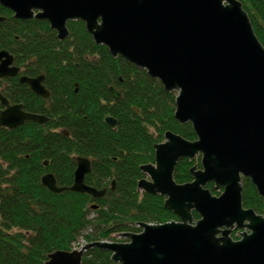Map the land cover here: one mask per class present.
<instances>
[{
    "label": "water",
    "instance_id": "1",
    "mask_svg": "<svg viewBox=\"0 0 264 264\" xmlns=\"http://www.w3.org/2000/svg\"><path fill=\"white\" fill-rule=\"evenodd\" d=\"M17 20L46 21L59 41L69 36L68 21L83 22L96 46L107 49L147 76L165 92H175L173 118L190 124L195 140L171 131L153 146L154 164L139 167L147 178L137 190L164 198L163 207L179 221L139 223V233H121L127 242L98 241L79 250L56 251L45 264H81L83 254L105 250L113 264H264V215L242 205L241 177L264 200V48L238 0H0ZM4 18H0L3 21ZM14 57L0 51V79L15 78ZM43 75L19 76L37 97L46 99ZM115 101L120 91L110 87ZM0 127L15 129L46 118L23 111L0 94ZM115 127V120L105 118ZM200 156L190 169L192 181L177 184L180 159ZM72 186L58 187L52 174L40 183L50 193L73 192L104 197L84 183L87 158L75 157ZM47 163L44 162V166ZM213 183V196L206 188ZM114 189L112 182L111 190ZM192 213L199 219L194 221ZM232 230L238 240L230 237Z\"/></svg>",
    "mask_w": 264,
    "mask_h": 264
},
{
    "label": "trees",
    "instance_id": "2",
    "mask_svg": "<svg viewBox=\"0 0 264 264\" xmlns=\"http://www.w3.org/2000/svg\"><path fill=\"white\" fill-rule=\"evenodd\" d=\"M238 1L264 48V0ZM11 15L0 6V51L13 55L22 75H43L50 97L34 96L16 78L0 80V94L11 105L47 119L42 125L0 127V264H45L48 255L69 252L80 240L113 241V235L140 232L139 223L176 219L164 209L162 197L137 191L143 177L139 167L154 162L153 146L163 141L166 131L189 141L196 138L190 124L180 125L173 118L176 94L96 46L82 22H69V36L59 41L47 22ZM110 87L120 91L119 100L112 98ZM106 117L115 120L114 128L106 125ZM75 157L91 161L84 183L105 189L104 197L53 194L41 185V177L49 173L58 187L72 186ZM193 164L199 166V159L179 160L176 183L192 180ZM242 185L243 206L264 214V201L250 180L243 179ZM81 264L113 263L107 251L92 248Z\"/></svg>",
    "mask_w": 264,
    "mask_h": 264
},
{
    "label": "flooded vegetation",
    "instance_id": "3",
    "mask_svg": "<svg viewBox=\"0 0 264 264\" xmlns=\"http://www.w3.org/2000/svg\"><path fill=\"white\" fill-rule=\"evenodd\" d=\"M12 13V12H11ZM13 15V14H12ZM11 15V16H12ZM13 18V17H12ZM14 19V18H13ZM33 20H36V19H33ZM40 21H42V20H40ZM70 21H68L67 22V24L69 23ZM67 26V25H66ZM55 36H56V34H55ZM57 39V38H56ZM13 65H14V60H13ZM20 69V72H19V74L15 77L16 79H18V77L19 76H21L22 74H21V72H22V70H23V68H19ZM29 78H31V77H29ZM43 82H44V79H43ZM29 89V88H28ZM31 92V91H30ZM34 95V94H33ZM35 96V95H34ZM49 97H50V93H49ZM48 97V98H49ZM41 98V97H40ZM48 98H46V99H48ZM43 99V98H42ZM163 142V141H162ZM162 142H160V143H162ZM195 159H199V166L197 165V164H193L191 167H190V169L193 167V166H196V168L197 169H199L200 168V156H197ZM180 160H182V159H180ZM187 160V159H186ZM188 161V160H187ZM192 161H194V160H192ZM192 161H189V162H192ZM91 162V161H90ZM179 162V161H178ZM177 162V163H178ZM151 164H154V162L153 163H151ZM177 165V164H176ZM190 169H189V174H190ZM175 171V170H174ZM142 174V173H141ZM143 175V174H142ZM190 176H191V174H190ZM192 177V176H191ZM143 178H146V176L145 175H143V177L141 178V179H143ZM174 179V178H173ZM243 179H246V178H243V177H241V179H240V182H241V185H242V182H243ZM249 180V179H248ZM139 181V180H138ZM137 181V182H138ZM175 181V180H174ZM192 181V180H191ZM190 181V182H191ZM113 182V181H112ZM251 182V181H250ZM188 183V182H187ZM178 184V183H177ZM183 184H185V183H183ZM210 186V187H209ZM213 187H214V184L213 183H208L207 185H206V188L207 189H209L210 191H211V193H212V195L213 196H219L221 193H222V191H223V189L222 188H220L218 191H213ZM242 191H243V185H242ZM256 192V191H255ZM215 194H217V195H215ZM241 195H242V192H241ZM261 198V197H260ZM262 199V198H261ZM263 200V199H262ZM264 201V200H263ZM242 205H243V203H242ZM244 207V206H243ZM245 209H251V208H246V207H244ZM254 211V210H253ZM256 213V212H255ZM257 214V213H256ZM257 215H260V214H257ZM262 215H264V214H262ZM175 216V215H174ZM176 217V216H175ZM192 217H193V215H192ZM198 217V216H197ZM199 219V217L197 218V219H194L193 218V220L194 221H196V220H198ZM171 221H179V219L176 217V219H174V220H171ZM241 232H243L242 230H240V231H237V230H232L231 231V233H230V237L232 238V239H234V240H238L239 239V237H238V235H239V233H241Z\"/></svg>",
    "mask_w": 264,
    "mask_h": 264
},
{
    "label": "rangeland",
    "instance_id": "4",
    "mask_svg": "<svg viewBox=\"0 0 264 264\" xmlns=\"http://www.w3.org/2000/svg\"><path fill=\"white\" fill-rule=\"evenodd\" d=\"M0 91L2 90V87L4 86V83H1L0 84ZM197 159H194V161H196ZM147 178V177H146ZM215 195H217V194H215ZM113 237H114V240L113 241H111V242H125V240L124 239H121V238H119L118 237V235H113ZM234 240V239H233ZM85 244H87V243H85L83 240H80L79 241V243L77 244V245H75V247H74V249L75 250H79L82 246H84Z\"/></svg>",
    "mask_w": 264,
    "mask_h": 264
},
{
    "label": "bare ground",
    "instance_id": "5",
    "mask_svg": "<svg viewBox=\"0 0 264 264\" xmlns=\"http://www.w3.org/2000/svg\"><path fill=\"white\" fill-rule=\"evenodd\" d=\"M31 78H35V77H31ZM42 85H43V87H44V84H43V81H42ZM45 88V87H44ZM46 89V88H45ZM47 90V89H46ZM48 91V90H47ZM49 92V91H48ZM31 114V113H30ZM34 115H37V114H34ZM38 116H41V115H38ZM44 117V116H43ZM47 121V120H46ZM34 123H36V124H40V123H37V122H34ZM45 123V122H44ZM44 123H42V124H44ZM42 124H40V125H42ZM66 134V133H65ZM87 252V251H86Z\"/></svg>",
    "mask_w": 264,
    "mask_h": 264
}]
</instances>
